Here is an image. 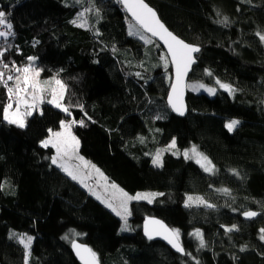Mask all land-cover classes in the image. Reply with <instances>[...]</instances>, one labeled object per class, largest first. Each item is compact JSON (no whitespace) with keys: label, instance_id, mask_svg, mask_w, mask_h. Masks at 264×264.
<instances>
[{"label":"trees","instance_id":"1","mask_svg":"<svg viewBox=\"0 0 264 264\" xmlns=\"http://www.w3.org/2000/svg\"><path fill=\"white\" fill-rule=\"evenodd\" d=\"M145 2L172 33L200 47L189 81L216 88L219 80L233 94L220 87L214 96L189 92L185 118L175 117L166 104L171 67L166 71L161 62L165 53L156 42L145 45L128 34L130 20L117 0H94L99 18L88 12L84 28L71 21L87 0H0L15 33L0 38L4 60L25 65L36 57L42 78L59 72L72 112L68 117L44 103L17 128L2 118L7 97L0 87V264H24L19 235L33 238L29 264H79L72 239L87 244L101 264H264V43L256 35L264 31V0ZM224 17L228 26L215 22ZM73 118L86 124L72 128L79 154L107 180L128 193H163L151 204L130 205L131 232L122 233L121 220L50 163L52 148L40 146L49 129ZM233 119L240 124L229 132L225 124ZM173 140L180 150L195 146L216 173L169 152L162 167L154 166V153ZM223 188L231 195L217 191ZM188 196L214 207H185ZM245 211L258 215L246 219ZM149 217L178 229L190 256L146 238L141 228ZM232 226L238 230L226 234ZM197 229L204 248L191 235Z\"/></svg>","mask_w":264,"mask_h":264},{"label":"snow or ice","instance_id":"2","mask_svg":"<svg viewBox=\"0 0 264 264\" xmlns=\"http://www.w3.org/2000/svg\"><path fill=\"white\" fill-rule=\"evenodd\" d=\"M84 0H74L75 4H82ZM122 5L123 10L130 17L128 24V34L134 36L139 40H142L145 45L158 42L166 49V53L161 55V62L167 71L169 65L172 66L175 73V80L170 84L171 91L168 96V104L173 111L179 115H184L183 106V93L185 88H192V90L204 89L209 95L216 94V88L205 87L203 84L188 85L186 83V77L192 70V66L196 63L198 57L197 53L201 51L200 47L186 43L184 40L174 35L168 28L161 22L157 15V12L151 8L145 0H117ZM247 2V0H242ZM88 7L84 11L77 14L76 19L71 21L75 26L84 28L87 26L86 15L88 12H92L97 18H99V11L96 9L94 0H87ZM220 13L217 12V16ZM10 13L6 14L5 11L0 10V38L7 41L10 37L14 36L13 24L8 19ZM216 23L228 26L230 21L227 17L222 20L215 21ZM95 35H100L97 31ZM261 43H264V31H258L256 33ZM7 49L0 50V86L6 91L7 101L4 103L2 118L9 125H15L17 128L23 129L26 127L27 118L32 116L34 111L40 110V106L44 103L50 104L53 107L59 109L65 113L66 116L71 117L70 111L71 105L64 103L67 86L60 79L59 72L47 79H42L41 75L43 69L36 65V57H29L28 63L25 65H17L15 62L9 64L4 60V56ZM205 74L211 76L212 73L209 70H205ZM139 76V73H136ZM221 89L233 94L236 89L231 85L224 84L219 80L216 81ZM80 111H84L82 105H76ZM159 118V117H158ZM81 127L86 126L83 119L76 120L70 119L68 121H60V131H53L49 129L48 138L41 141L40 146L43 148L51 147L55 150V155L51 157L53 165L58 167L72 180L81 184L82 187L88 189L90 194L94 195L104 206L110 209L116 216L123 221L121 231H128V217L131 215L129 204L132 201H147L151 204L153 200L163 193H137L130 195L127 192L120 189L117 185L107 183L103 185H97V187H103V193L98 192L88 181L93 179L92 173L94 172L97 177L107 180L103 177L95 165H91L85 161L83 157L79 155L80 141L73 134L72 128L74 125ZM240 124L239 120L233 119L225 124V127L229 132H232ZM141 142H143L141 140ZM176 149V142L173 140L166 149H160L153 157L152 163L154 166L162 167V154L165 151H171ZM177 152L173 151V155ZM185 159L194 160L204 172L214 175L217 171L215 165L208 159L203 153L193 146L191 149L184 151ZM78 161L79 163H74ZM232 174L239 176L236 170H232ZM224 195H231V192L227 188L218 189ZM203 206L206 208H213L214 205L208 203L203 197L188 196L185 201V207ZM246 219H252L257 216L258 213L254 211H245L243 213ZM225 233H231L237 231L235 226L225 227ZM144 234L149 240H153L157 237L167 242L176 252L181 255H188L180 242V232L178 229L169 228L160 220L146 218L144 221ZM73 236L78 235L73 233ZM199 241L200 248L206 247L203 234L200 230H196L191 233ZM12 238H17L16 233H12ZM68 239V236L62 237ZM259 239L264 242V229L260 230ZM18 242L24 249V264H29L31 257V247L33 238L31 236L20 235ZM71 246L80 260V264H101L97 253L86 245L77 243L75 239H72ZM241 251H245V248H241ZM199 264V261H196Z\"/></svg>","mask_w":264,"mask_h":264},{"label":"rangeland","instance_id":"3","mask_svg":"<svg viewBox=\"0 0 264 264\" xmlns=\"http://www.w3.org/2000/svg\"><path fill=\"white\" fill-rule=\"evenodd\" d=\"M136 38V37H135ZM138 39V38H137ZM142 41V40H141ZM42 78V77H41ZM42 79H47V78H42ZM188 85H197V84H203V83H200V82H197V81H188V83H187ZM203 85H205V84H203ZM218 86V85H217ZM1 87V86H0ZM205 87H211V86H208V85H205ZM214 88V87H213ZM216 89L217 90H219L220 88H219V86L218 87H216ZM187 90L189 91V92H192V93H204V94H207V95H209L208 94V92L207 91H205L204 89H199V90H192V88H187ZM217 90H216V93H217ZM223 90V89H222ZM209 96H214V95H209ZM228 122H230V121H227L226 123H228ZM57 131H60V129L59 130H57ZM48 138V137H47ZM46 138V139H47ZM171 143V142H170ZM169 143V144H170ZM168 144V145H169ZM168 145L166 146V147H159L158 149H157V151L158 150H160V149H166L167 147H168ZM80 146V145H79ZM193 147V146H192ZM192 147H190V148H188V149H183V150H180V149H178L177 147H176V149L175 150H171V151H165V152H169L170 154H172L173 155V151H176L177 152V154L176 155H174V156H176V157H183L184 158V155H183V153H184V151H186V150H189V149H191ZM48 148H51V147H48ZM53 149V148H52ZM157 151L154 153V154H156L157 153ZM165 152H163V154L165 153ZM163 154H162V156H163ZM53 155H55V150L53 149V153H52V155L50 156V163L52 164V162H51V157L53 156ZM80 155V154H79ZM81 156V155H80ZM82 157V156H81ZM85 161H87V162H89L88 160H86L85 158H83ZM192 161H194V160H192ZM195 162V161H194ZM74 163H79L78 161H74ZM91 165H94V164H92L91 162H89ZM196 163V162H195ZM53 165V164H52ZM53 166H55V165H53ZM56 167V166H55ZM96 167V166H95ZM58 168V167H57ZM96 168H98V167H96ZM99 169V168H98ZM100 170V169H99ZM63 172V171H62ZM100 172L103 174V177H105L104 176V173L100 170ZM64 173V172H63ZM65 174V173H64ZM66 175V174H65ZM92 175H93V179L92 180H90V181H88V183L91 185V186H93L98 192H101V193H103V191H104V188L103 187H97V185L99 184V185H103V184H105V183H107L108 185H111V184H114V183H112V182H110L109 180H106V181H104L103 179H101V178H99V177H97L96 176V174L93 172L92 173ZM70 178V177H69ZM76 182V181H75ZM76 183H78V182H76ZM80 186H81V184L80 183H78ZM115 185H117V184H115ZM118 186V185H117ZM82 187V186H81ZM119 187V186H118ZM91 197H93L94 199H96V197L94 196V195H92V194H90V192L88 191V189H86L85 187H82ZM120 188V187H119ZM120 189H122V188H120ZM123 190V189H122ZM124 191V190H123ZM126 192V191H125ZM128 193V192H127ZM137 193H160V192H158V191H154V190H148V191H138V192H135V193H128V194H130V195H135V194H137ZM161 196V195H160ZM160 196H157L155 199H157L158 197H160ZM193 197H196V196H193ZM155 199L153 200V202L155 201ZM98 202H100L98 199H96ZM134 202H147V201H143V200H141V201H132V202H130V204H129V208H130V205L132 204V203H134ZM152 202V203H153ZM101 203V202H100ZM102 204V203H101ZM103 206H104V204H102ZM195 206V205H194ZM108 209V208H107ZM110 210V209H109ZM111 211V210H110ZM131 211V210H130ZM112 212V211H111ZM113 213V212H112ZM114 214V213H113ZM118 217V216H117ZM119 218V217H118ZM130 218H131V215L128 217V228H129V230L128 231H121V229H120V231L122 232V233H125V232H131L132 230H133V228H132V225H131V221H130ZM120 219V218H119ZM121 220V219H120ZM123 226V221L121 220V227ZM20 236V235H19Z\"/></svg>","mask_w":264,"mask_h":264},{"label":"water","instance_id":"4","mask_svg":"<svg viewBox=\"0 0 264 264\" xmlns=\"http://www.w3.org/2000/svg\"><path fill=\"white\" fill-rule=\"evenodd\" d=\"M146 3V2H145ZM121 7H122V5H121ZM123 8V7H122ZM152 8V7H151ZM125 12V11H124ZM125 14L127 15V13L125 12ZM158 15V14H157ZM127 17H128V19L130 20V17L127 15ZM159 17V16H158ZM161 20V19H160ZM162 22V21H161ZM163 23V22H162ZM164 24V23H163ZM165 25V24H164ZM166 26V25H165ZM169 30V29H168ZM170 31V30H169ZM174 34V33H173ZM175 35V34H174ZM179 38V37H178ZM162 49H163V51H164V53H166V49L163 47V45L162 44H160V43H158V42H156ZM200 53V52H199ZM199 53H197L196 54V56H198L199 55ZM197 64V61H196V63L192 66V70L188 73V76L186 77V83H188V81H189V77H190V75H191V73H192V71H193V68H194V66ZM170 67H171V83L172 82H174V80H175V73H174V69L172 68V66L170 65ZM170 83V84H171ZM170 91H171V88L169 87V91H168V94H167V98H166V104H167V107H168V109L170 110V112L175 116V117H177V118H180V119H183V118H185V116H186V114H187V105H186V98H187V95H188V93H189V91L187 90V88H185V90H184V93H183V106H184V115H179L177 112H175V111H173L172 110V108L170 107V105L168 104V96H169V93H170ZM149 218H152V219H156V220H160V219H158V218H154V217H149ZM145 221V220H144ZM144 221H143V223H142V228H141V230H142V233H143V235L145 236V234H144ZM161 221V220H160ZM162 222V221H161ZM164 223V222H163ZM165 224V223H164ZM166 225V224H165ZM167 226V225H166ZM146 237V236H145ZM147 238V237H146ZM151 241H158V242H161L162 244H164V245H166L168 248H170L173 252H175V253H177V254H180V253H178V252H176L170 245H168L167 244V242L166 241H164V240H162V239H160L159 237H157V238H155V239H153V240H151ZM77 243H80V244H83V245H86V246H88L87 244H85V243H82V242H79V241H76ZM89 247V246H88ZM90 248V247H89ZM70 249H71V253H72V255L74 256V258H75V260L80 264V260L78 259V257L76 256V254H75V252H74V250H73V248H72V246L70 245ZM181 255V254H180Z\"/></svg>","mask_w":264,"mask_h":264}]
</instances>
